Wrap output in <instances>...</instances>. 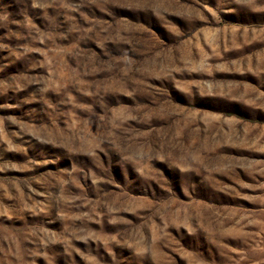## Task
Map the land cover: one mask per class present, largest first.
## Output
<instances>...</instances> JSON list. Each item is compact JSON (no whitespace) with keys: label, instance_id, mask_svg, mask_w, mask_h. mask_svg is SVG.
Masks as SVG:
<instances>
[{"label":"rangeland","instance_id":"obj_1","mask_svg":"<svg viewBox=\"0 0 264 264\" xmlns=\"http://www.w3.org/2000/svg\"><path fill=\"white\" fill-rule=\"evenodd\" d=\"M0 264H264V0H0Z\"/></svg>","mask_w":264,"mask_h":264}]
</instances>
